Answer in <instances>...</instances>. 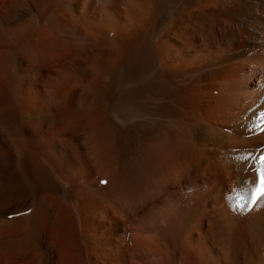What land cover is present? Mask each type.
<instances>
[{"label":"bare ground","instance_id":"6f19581e","mask_svg":"<svg viewBox=\"0 0 264 264\" xmlns=\"http://www.w3.org/2000/svg\"><path fill=\"white\" fill-rule=\"evenodd\" d=\"M264 0H0V264H264Z\"/></svg>","mask_w":264,"mask_h":264},{"label":"snow or ice","instance_id":"6c2138e0","mask_svg":"<svg viewBox=\"0 0 264 264\" xmlns=\"http://www.w3.org/2000/svg\"><path fill=\"white\" fill-rule=\"evenodd\" d=\"M261 123H264V119L261 120ZM261 131H264V128H261ZM253 171L257 176L254 186H250L247 191L237 192L234 197L236 206L240 208L244 207L241 201L254 205L264 198V154L259 156L256 164L253 166Z\"/></svg>","mask_w":264,"mask_h":264}]
</instances>
